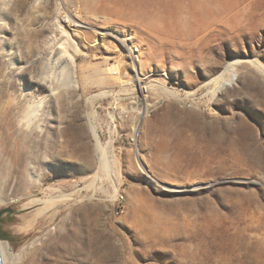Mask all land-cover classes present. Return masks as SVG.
Instances as JSON below:
<instances>
[{
  "label": "rangeland",
  "instance_id": "374dc122",
  "mask_svg": "<svg viewBox=\"0 0 264 264\" xmlns=\"http://www.w3.org/2000/svg\"><path fill=\"white\" fill-rule=\"evenodd\" d=\"M0 10V50L27 65L15 79L46 101L52 142L42 182L0 193L10 252L36 242L41 264H264V0ZM22 28L37 33L24 58ZM49 41L73 58L75 84L43 85Z\"/></svg>",
  "mask_w": 264,
  "mask_h": 264
},
{
  "label": "bare ground",
  "instance_id": "6f19581e",
  "mask_svg": "<svg viewBox=\"0 0 264 264\" xmlns=\"http://www.w3.org/2000/svg\"><path fill=\"white\" fill-rule=\"evenodd\" d=\"M36 35L37 33L34 29H20L15 38L18 51L22 54L30 52L34 45L33 42L37 38ZM47 45L49 52L48 57L46 58V64L42 69L43 85L47 88H51L50 84L54 76L61 77L63 83L60 84L68 85V83H74L73 58L69 55V57H66V54H63L64 51L61 47H57L51 41H49ZM218 88L219 85L216 89ZM22 91L23 93H27L26 89H22ZM14 103V98H10L7 101H0V193L2 191L3 193H12L20 196L24 187L27 188L28 192H30L32 187L25 186L20 178V150L26 137L19 125L27 128L32 123L35 112L32 110L24 112L18 121L17 112L10 107V105ZM43 147L45 151L46 149L49 151L52 150L51 135L48 130L45 131ZM30 205H44V208L39 212L40 214H45L51 209L48 201L39 199L32 200ZM35 224L36 223H28V230L32 229ZM0 251L3 264H41L39 260V247L36 242L24 247L20 254H15L9 251L8 245L5 246L0 241Z\"/></svg>",
  "mask_w": 264,
  "mask_h": 264
},
{
  "label": "clouds",
  "instance_id": "9594fccd",
  "mask_svg": "<svg viewBox=\"0 0 264 264\" xmlns=\"http://www.w3.org/2000/svg\"><path fill=\"white\" fill-rule=\"evenodd\" d=\"M5 12L6 10H0ZM0 28H7V24L0 21ZM21 58L23 54L17 53ZM27 72V65L17 67L12 63L11 56L0 50V101L15 99V103L10 107L17 112L18 121L20 116L26 111L35 112L32 123L27 127L19 125L26 139L20 150L21 181L25 186L34 187L43 181V163L48 159L43 148L45 128H46V101L23 93L15 79L20 73Z\"/></svg>",
  "mask_w": 264,
  "mask_h": 264
},
{
  "label": "water",
  "instance_id": "95a60500",
  "mask_svg": "<svg viewBox=\"0 0 264 264\" xmlns=\"http://www.w3.org/2000/svg\"><path fill=\"white\" fill-rule=\"evenodd\" d=\"M8 212H12V210H11V209H7V210H3V211H1V212H0V220H1L2 216H3L4 214L8 213ZM0 264H3V263H2L1 251H0Z\"/></svg>",
  "mask_w": 264,
  "mask_h": 264
},
{
  "label": "built area",
  "instance_id": "2783aa9c",
  "mask_svg": "<svg viewBox=\"0 0 264 264\" xmlns=\"http://www.w3.org/2000/svg\"><path fill=\"white\" fill-rule=\"evenodd\" d=\"M122 197V199H123V196H121Z\"/></svg>",
  "mask_w": 264,
  "mask_h": 264
}]
</instances>
